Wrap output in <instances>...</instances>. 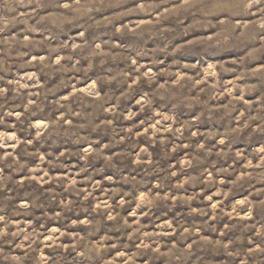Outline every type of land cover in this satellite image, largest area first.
I'll list each match as a JSON object with an SVG mask.
<instances>
[{"label":"clouds","instance_id":"1","mask_svg":"<svg viewBox=\"0 0 264 264\" xmlns=\"http://www.w3.org/2000/svg\"><path fill=\"white\" fill-rule=\"evenodd\" d=\"M0 264H264V0H0Z\"/></svg>","mask_w":264,"mask_h":264}]
</instances>
